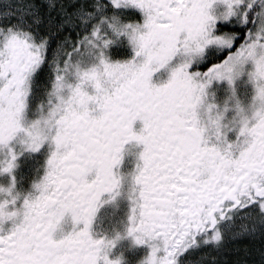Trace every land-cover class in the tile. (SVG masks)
Returning a JSON list of instances; mask_svg holds the SVG:
<instances>
[{
	"label": "snow or ice",
	"instance_id": "obj_1",
	"mask_svg": "<svg viewBox=\"0 0 264 264\" xmlns=\"http://www.w3.org/2000/svg\"><path fill=\"white\" fill-rule=\"evenodd\" d=\"M0 264H264V0H0Z\"/></svg>",
	"mask_w": 264,
	"mask_h": 264
},
{
	"label": "rangeland",
	"instance_id": "obj_2",
	"mask_svg": "<svg viewBox=\"0 0 264 264\" xmlns=\"http://www.w3.org/2000/svg\"><path fill=\"white\" fill-rule=\"evenodd\" d=\"M142 254H143L142 251L137 252V253L135 254V259H134V260L138 259L139 256L142 255Z\"/></svg>",
	"mask_w": 264,
	"mask_h": 264
},
{
	"label": "flooded vegetation",
	"instance_id": "obj_3",
	"mask_svg": "<svg viewBox=\"0 0 264 264\" xmlns=\"http://www.w3.org/2000/svg\"><path fill=\"white\" fill-rule=\"evenodd\" d=\"M129 255H130V258L134 261L135 255L134 256L132 254H129Z\"/></svg>",
	"mask_w": 264,
	"mask_h": 264
}]
</instances>
